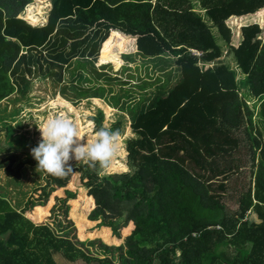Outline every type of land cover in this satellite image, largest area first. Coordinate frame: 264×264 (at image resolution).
<instances>
[{
    "label": "trees",
    "instance_id": "1",
    "mask_svg": "<svg viewBox=\"0 0 264 264\" xmlns=\"http://www.w3.org/2000/svg\"><path fill=\"white\" fill-rule=\"evenodd\" d=\"M32 1L0 0V104L24 98L31 75L62 82L74 60L119 69L135 44L156 72L167 71L170 59L180 73L170 70L160 85L153 78L157 87L138 105L126 100L136 136L102 178L83 162L65 177L40 171L43 184L20 209L0 192V264H264L263 132L239 96L244 87L256 97L264 125V34L250 25L231 41L226 24L251 17L264 24V0H196L210 27L191 0ZM211 29L233 53L239 80L228 66L210 67L220 56ZM92 67L98 79H114ZM72 88L77 100L103 98ZM66 89L52 109L76 111ZM98 106L108 119L111 106ZM102 110L87 121L78 113L84 142L104 126ZM122 125L109 129L121 134ZM37 163L9 155L0 169L18 183Z\"/></svg>",
    "mask_w": 264,
    "mask_h": 264
},
{
    "label": "rangeland",
    "instance_id": "2",
    "mask_svg": "<svg viewBox=\"0 0 264 264\" xmlns=\"http://www.w3.org/2000/svg\"><path fill=\"white\" fill-rule=\"evenodd\" d=\"M47 1L51 2V0ZM191 1L194 5V13L201 16L204 23L210 27L211 24L205 17L204 12L201 11V7L197 1ZM49 10L50 6H45V19H47ZM251 18L252 19L238 21L237 23L240 26L236 25V23L233 24L229 23V21L226 22L231 31V41L233 40L238 42V34L240 33L241 27L250 25H258L264 34V24L261 19L258 20L257 17ZM210 31L214 36L216 44L220 48V56L216 58L215 61L211 62L210 67L214 68L221 65L228 66L230 69L235 71L236 79L239 80L243 75L235 63L233 53L220 39L215 29H211ZM233 47L236 48L237 44H233ZM122 55V66L119 69H116V67L111 63L101 65L97 62L95 64L92 59L87 62L80 59V61L83 62L82 65L78 64L77 61L74 60L70 68L64 69L62 75L63 81L59 83L38 74L31 75L29 77L30 86L24 98L20 99V96L15 94L10 97V99L2 101L0 104V159L9 155H16L20 158V160L24 159L26 156L34 158L31 155V149L37 147L41 142V135L37 126L38 123L46 120L49 115L55 116L59 114H64L74 122L78 119L77 117L79 114L81 118H84V121L91 120L95 117L99 110H102L98 106L99 102L102 101H105L109 107L111 106L108 119L105 112L102 110L104 112L103 125L107 128H111L116 122L122 120L123 125L122 132L120 134V149L127 146V140L135 138L136 135L129 126L130 122L126 110L127 106L122 108L126 100H128L127 103L132 101V107L138 105L139 102L147 99L149 92L157 87V85L163 84L166 81L167 72L170 70H172V72L174 71L172 75L180 72L178 71V66H176L174 61L170 59H167V61L170 62L167 71L164 73L156 72L155 70L157 69L153 66L154 60H143L142 55L137 53L135 47L130 50H125L121 56ZM124 56H128L130 58H125ZM92 66H94L97 71L100 70V72L102 71L103 73H107V76H111L115 80L108 78L98 79L94 74ZM103 68H105V70H103ZM153 78H160V83H156L157 85H155L154 83L156 81H153ZM170 81L172 82V85L175 82V79L171 78ZM150 84H154V86H151ZM62 86H67V99L75 100V103L67 102L74 105L77 108L76 111H67L62 107L52 109L49 105V103L54 100L57 95L58 98L54 102H62L63 98L60 93H58ZM73 86H83V88L90 92L88 96L98 93L103 98L99 100L92 98H82L77 100V91L72 88ZM129 96L132 97L129 98ZM239 96L244 98L247 105L251 109H254L253 122L263 132L262 141L264 144V125L258 115V101L256 97L250 95L248 88L244 87H239ZM15 98L19 99L15 100ZM95 104H97L98 108L95 107ZM131 104L128 105L131 106ZM128 126L129 131L126 133L127 135L124 136L125 129ZM6 129L8 130V133ZM92 131H95V123L92 127ZM9 145H15V148L17 149H9ZM69 164L74 166L79 163L72 159L69 161ZM39 184H43V180L42 174L37 171V167L31 168L26 166L22 171L21 180L18 183H14L12 179L6 176L3 169H0V192L3 196L7 197L12 206L17 209H20L26 197L29 195V192ZM226 204L229 209L234 208V205L228 202V200ZM250 220L257 221L254 214H250ZM56 260L59 264H67L61 258H57ZM75 264L82 263L79 262Z\"/></svg>",
    "mask_w": 264,
    "mask_h": 264
},
{
    "label": "clouds",
    "instance_id": "3",
    "mask_svg": "<svg viewBox=\"0 0 264 264\" xmlns=\"http://www.w3.org/2000/svg\"><path fill=\"white\" fill-rule=\"evenodd\" d=\"M37 126L41 142L31 149V155L38 162V172L65 177L73 172L69 161L74 159L97 169L102 178L110 172L120 151L119 130L113 131L106 126L96 130L86 142L78 123L64 114L49 115Z\"/></svg>",
    "mask_w": 264,
    "mask_h": 264
},
{
    "label": "crops",
    "instance_id": "4",
    "mask_svg": "<svg viewBox=\"0 0 264 264\" xmlns=\"http://www.w3.org/2000/svg\"><path fill=\"white\" fill-rule=\"evenodd\" d=\"M46 21H47V19H46ZM46 23V22H45ZM40 26H42V25H40ZM135 40V39H134ZM135 48H136V50H137V47H136V44H135ZM197 53H199L198 51H195V50H193V54L194 55H196V56H200L201 54L199 53V54H197ZM122 58V57H121ZM201 63H199V65H200ZM201 66V65H200Z\"/></svg>",
    "mask_w": 264,
    "mask_h": 264
},
{
    "label": "built area",
    "instance_id": "5",
    "mask_svg": "<svg viewBox=\"0 0 264 264\" xmlns=\"http://www.w3.org/2000/svg\"><path fill=\"white\" fill-rule=\"evenodd\" d=\"M197 54H199V53H197ZM219 229V228H218Z\"/></svg>",
    "mask_w": 264,
    "mask_h": 264
}]
</instances>
